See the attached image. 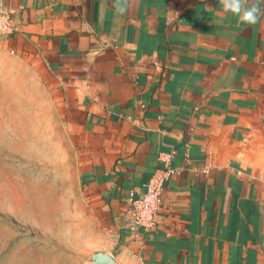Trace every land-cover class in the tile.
<instances>
[{"label": "crops", "instance_id": "1", "mask_svg": "<svg viewBox=\"0 0 264 264\" xmlns=\"http://www.w3.org/2000/svg\"><path fill=\"white\" fill-rule=\"evenodd\" d=\"M255 2V0H252ZM238 22L219 0H0L19 31L0 60L41 65L80 146L93 254L115 264H264V3ZM168 216L132 232L156 174Z\"/></svg>", "mask_w": 264, "mask_h": 264}, {"label": "rangeland", "instance_id": "2", "mask_svg": "<svg viewBox=\"0 0 264 264\" xmlns=\"http://www.w3.org/2000/svg\"><path fill=\"white\" fill-rule=\"evenodd\" d=\"M61 104L41 65L0 60V264H88L104 239Z\"/></svg>", "mask_w": 264, "mask_h": 264}, {"label": "built area", "instance_id": "3", "mask_svg": "<svg viewBox=\"0 0 264 264\" xmlns=\"http://www.w3.org/2000/svg\"><path fill=\"white\" fill-rule=\"evenodd\" d=\"M18 31L19 28L13 24L10 13L0 12V37L12 35ZM176 174V168H167L152 178L142 197L130 199L127 217L132 232L137 234L141 229L155 232L161 219L168 216L169 208L165 204L163 192L166 183Z\"/></svg>", "mask_w": 264, "mask_h": 264}, {"label": "clouds", "instance_id": "4", "mask_svg": "<svg viewBox=\"0 0 264 264\" xmlns=\"http://www.w3.org/2000/svg\"><path fill=\"white\" fill-rule=\"evenodd\" d=\"M223 11L238 18V22L254 25L260 21L261 4L264 0H219Z\"/></svg>", "mask_w": 264, "mask_h": 264}, {"label": "water", "instance_id": "5", "mask_svg": "<svg viewBox=\"0 0 264 264\" xmlns=\"http://www.w3.org/2000/svg\"><path fill=\"white\" fill-rule=\"evenodd\" d=\"M88 264H115V260L110 254L99 252L89 257Z\"/></svg>", "mask_w": 264, "mask_h": 264}]
</instances>
